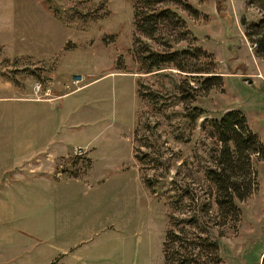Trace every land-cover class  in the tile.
Here are the masks:
<instances>
[{
  "label": "rangeland",
  "instance_id": "1",
  "mask_svg": "<svg viewBox=\"0 0 264 264\" xmlns=\"http://www.w3.org/2000/svg\"><path fill=\"white\" fill-rule=\"evenodd\" d=\"M188 1L200 12L175 6L189 30L176 44L209 52L222 76L188 103L205 110L195 122L173 101L181 72L140 69L132 0H0V173L36 164L35 151L14 147L38 141L46 178L0 174V264H163L166 190L173 178L202 185L212 145L203 119L240 108L264 143V54L245 33L264 0ZM255 166L257 187L220 239L221 264H264V159Z\"/></svg>",
  "mask_w": 264,
  "mask_h": 264
},
{
  "label": "trees",
  "instance_id": "2",
  "mask_svg": "<svg viewBox=\"0 0 264 264\" xmlns=\"http://www.w3.org/2000/svg\"><path fill=\"white\" fill-rule=\"evenodd\" d=\"M253 0H251L252 2ZM134 18V52L140 69L157 74L164 68L181 72L174 80V103H184L183 120L195 122L205 110L190 105L201 90H209L222 80L209 54L200 46L178 45L189 34L185 18L175 8L180 5L191 15L199 9L188 0H132ZM262 16L246 26V35L254 43L255 53L264 54V3L258 4ZM245 24L244 18L241 19ZM145 37V39L143 37ZM156 46H153V43ZM148 101L161 110L160 92L143 91ZM139 91V96L142 97ZM170 104V103H169ZM168 104V105H169ZM205 135L212 139L207 163L200 169L203 182L193 187L173 178L166 190L171 212L162 241L163 264H221L220 239L227 226H235L240 218L239 201L257 187L255 161L264 159V143L250 127L240 108H230L219 116L205 117L201 123ZM143 145L150 146L148 141ZM143 152L135 154L141 162ZM150 158H154L153 155ZM156 163L163 161L156 156ZM168 164L164 165L165 170ZM69 176H78L71 171ZM150 187L157 186L155 177H144ZM202 190L199 195L196 190ZM216 220V221H214Z\"/></svg>",
  "mask_w": 264,
  "mask_h": 264
},
{
  "label": "crops",
  "instance_id": "3",
  "mask_svg": "<svg viewBox=\"0 0 264 264\" xmlns=\"http://www.w3.org/2000/svg\"><path fill=\"white\" fill-rule=\"evenodd\" d=\"M11 97V96H9ZM21 97V96H19ZM8 119H13V120H20V122H24L26 119H27V115L24 114V113H10L7 117ZM0 119H4L1 115H0ZM23 125V124H22ZM38 141L35 142L34 145H30V144H27V145H19V146H16L14 147V149L16 148V150H18L19 153H30L31 151H35L34 154H33V157H36L38 160V162L36 164H33L30 162V159H27V160H24L23 162L20 161L18 162L17 164L18 165H11L9 168L7 169H3L0 173L1 174V177L6 173V171L8 170V173H10V177L12 178L13 181H16L18 180L17 177H24V179H28L26 178V174L29 173V174H37L38 176H33V178H42V180H45V172L43 171V165H44V160L41 158V155L40 153H36V144H37ZM18 147V148H17ZM49 153V151H48ZM53 154V152L50 154V156ZM67 154V153H66ZM52 156H56V155H52ZM40 166H42V169H39ZM25 167H27V171H25ZM35 167V169H34ZM15 169V171H14ZM39 172H37V171ZM9 177V178H10ZM74 177H77V176H74ZM5 179V178H4ZM3 179V180H4ZM1 180V179H0ZM5 182V181H4ZM9 182V180H8Z\"/></svg>",
  "mask_w": 264,
  "mask_h": 264
}]
</instances>
